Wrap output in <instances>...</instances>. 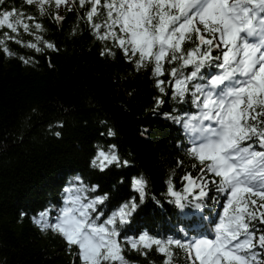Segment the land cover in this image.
I'll return each instance as SVG.
<instances>
[{
    "label": "trees",
    "instance_id": "trees-1",
    "mask_svg": "<svg viewBox=\"0 0 264 264\" xmlns=\"http://www.w3.org/2000/svg\"><path fill=\"white\" fill-rule=\"evenodd\" d=\"M182 3L0 0V264H215L181 239L205 224L178 204L204 188L212 216L227 194L185 132L226 50ZM245 98L237 138L264 173V88ZM72 190L115 240L92 257L56 226ZM241 204L250 242L218 264H264V194Z\"/></svg>",
    "mask_w": 264,
    "mask_h": 264
},
{
    "label": "rangeland",
    "instance_id": "rangeland-1",
    "mask_svg": "<svg viewBox=\"0 0 264 264\" xmlns=\"http://www.w3.org/2000/svg\"><path fill=\"white\" fill-rule=\"evenodd\" d=\"M203 33V36L205 37V31L202 32ZM69 186H67L66 188H68ZM69 195H76L78 198H76L74 201L76 203V205L72 208V211L71 212H75L77 213V215L81 216L82 218H87L88 217L86 216L85 214V211L86 209L90 211V208L89 206L92 205L94 207L95 205V202L96 200L95 199H89V198H86V193L83 191V190H72L70 192H67V197H69ZM83 199H86L83 200ZM61 210H65L64 208H60ZM58 218V222L56 223V226H59L61 228H64V229H73V231H75L77 234H79L80 232V227L82 226L83 224V221L78 219V220H62L60 216L57 217ZM62 224H65V227L62 226ZM105 228V226H104ZM96 234L99 236V239H96V241L93 243L90 242L89 244L92 245V247L90 249L91 250V253H89L88 255L90 256H94L95 253H96V249L98 246L100 247H104V248H107L108 247V244H106V242L108 243L109 240L108 239H105L106 238V235L104 233V231H98L96 232ZM86 235L87 233H82V236L79 235L80 237V241H78V244H83V243H88V239L86 238ZM82 237H85L86 240L83 241ZM72 240H76L77 237L75 235H72ZM104 241V242H103Z\"/></svg>",
    "mask_w": 264,
    "mask_h": 264
}]
</instances>
